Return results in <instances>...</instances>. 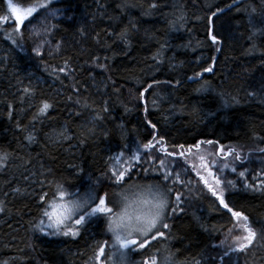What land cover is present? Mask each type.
Segmentation results:
<instances>
[{
  "label": "trees",
  "instance_id": "1",
  "mask_svg": "<svg viewBox=\"0 0 264 264\" xmlns=\"http://www.w3.org/2000/svg\"><path fill=\"white\" fill-rule=\"evenodd\" d=\"M235 1L11 0L36 6L35 14L42 3L66 8L51 36L59 47L34 54L23 25L13 22L9 0H0V16L9 17L0 21V153L10 154L0 167V264H111L95 259L111 235L107 214H88L76 236L42 228L59 195L57 183L72 200L90 197L89 209L98 192L115 208L121 191L136 199L133 185L172 189L165 236L150 237L143 249L130 247L126 264H151L153 257L163 264L169 254L170 264H264V0L228 7ZM218 8L226 10L213 17ZM180 15L184 26H173ZM211 64L213 72L204 73ZM196 73L202 78L189 82ZM44 101L52 107L41 114ZM161 135L177 155L155 153L166 164L156 170L159 161L143 144ZM205 146L217 155L202 162ZM221 147L239 152L241 160L218 154ZM136 153H148L147 162L131 160ZM129 163L140 166L116 187L108 177ZM204 167L215 180L236 184L226 190V202L247 221L231 217L211 195L198 172ZM173 170L179 179L164 181L162 173ZM177 193L183 210L173 213ZM245 224L256 236L241 251ZM69 225L61 226L67 231ZM230 230L231 248L221 243ZM105 248L111 254L114 246Z\"/></svg>",
  "mask_w": 264,
  "mask_h": 264
},
{
  "label": "snow or ice",
  "instance_id": "2",
  "mask_svg": "<svg viewBox=\"0 0 264 264\" xmlns=\"http://www.w3.org/2000/svg\"><path fill=\"white\" fill-rule=\"evenodd\" d=\"M40 7L45 8L47 7V5L41 4ZM152 7H155V5H153ZM228 7H231V5H229ZM9 8L11 11V15L14 17L13 22L14 23L18 22L21 25L25 23L28 17H31L33 13L36 12L35 8H28L26 12H23L17 6L12 4L11 0H9ZM223 11H224L223 9L218 8L216 12L212 13V16L216 17L217 13H222ZM8 19H9L8 16H0V21L6 22ZM183 20H184V16L180 15L179 17H177L175 21H173V26L179 25L180 27H183L184 26ZM47 31L48 29L45 28L44 32L46 33ZM35 35L39 36L40 32L37 31ZM123 35L124 33H121V36ZM211 40L213 43H217V37L215 35H211ZM13 42L15 43L16 41L14 40ZM45 43H47L46 39L41 40L40 43L37 44L35 51L39 53L40 47ZM100 67H103V65H100ZM60 71H64V69L61 68ZM204 71L211 72L212 68L211 67L206 68L204 69ZM195 76L199 77L200 73H196ZM151 87L152 85H149V88ZM204 88H205V84H202L201 88L197 89V91L203 90ZM24 91L28 92L29 90L25 89ZM50 107H52V105H50L47 101H44L42 107L39 108V112L43 114ZM151 127L152 129H156L157 125L151 124ZM27 139L29 141H32L34 137L29 135ZM207 143L213 146H215L216 144V142L212 140H208ZM178 147L183 149L184 145H179ZM195 147L199 148L200 144L195 145ZM143 148L153 150V155L151 156V159L159 161V165L156 170H159L160 167H166V164H165V160L160 158L158 155H155V153L163 152L168 157L177 155L175 151H171V152L168 151V148L165 143V137L163 135L159 136V138L153 136L152 140H149L147 143L143 144ZM218 154H223L224 157H227L229 155H234L236 161L241 160L240 153L235 152V150L231 148H229L228 151L225 152L223 147H221L218 150ZM9 155H10L9 153H0V167H2L3 164L8 160ZM148 155H149L148 153H145L143 155L136 153L131 157V160L147 162L144 160V157ZM178 155L183 157L185 153L184 151H180ZM200 160L203 162L204 156H200ZM212 163H216V161L213 160ZM138 166L140 165L138 164L133 165L129 163V167L121 171H114L113 176L108 178L115 180L116 187H122L121 182L126 183V174H127V178L130 179L131 178L130 172L134 170L135 167ZM224 167H228V165L225 164ZM231 170L232 172H236L237 169L236 167H232ZM174 176L176 179H179V175L176 174L174 170L172 173L169 174L162 173V178L164 181L172 179ZM239 176L244 177L245 172L240 171ZM201 180H203L204 184L208 188V191L211 192V195L219 201V205L223 206V209H226L229 213H231V217L237 219L242 218L244 221L248 220V217L244 215L243 212L234 211L233 208L229 206V202H226V190L236 187V184H234L233 181L217 178L215 181L216 187H213L212 184H210L206 179H204L203 176H201ZM222 182L224 184L223 188L220 187ZM243 186L250 190L253 189L252 184H244ZM131 187L139 189V195H137L135 200H129V197L126 194V192L121 191L120 195L122 199L126 201V203L124 204V208L120 213L114 212V207L109 206L111 200L107 196V194L105 195L97 194L95 195V200L98 199L99 202L96 203L95 206H91L90 209L88 207L90 197H86L83 199L77 198L68 203L57 204L53 202L52 203L53 211L52 212L46 211L44 214L54 220V225L57 228H59L61 224H64L65 220H68L69 217H73V215L76 213H80L79 218L74 220V225L76 226L83 225L85 221V216L90 213L107 214L108 215L107 231L111 233L112 243L115 247L112 249L111 254H109L106 251L105 246L100 245L98 247V254L95 257V259L99 261L100 257H105L106 260L111 261V264H126V260L128 256V252L126 250L129 249L130 245L139 244V247L143 249L150 244V240H149L150 237H151V241H155L157 237H164L165 232L161 231V229H169L170 227V225L166 223L165 220L167 218V209L170 207L169 200L172 189L169 188L167 185L161 186V184L133 185ZM259 188L264 190V179L261 180V183L259 184ZM56 190L59 193L60 197H64L66 195L62 184L57 183ZM148 193L151 194L152 200H148L146 198L148 196L147 195ZM182 198L183 197L180 193L176 194L174 205L171 206L173 213H175L177 210H181V211L183 210L182 208H180V203L182 201ZM133 205H135V207H133ZM148 205H151V207H149L148 211L145 212L143 208ZM58 208L63 209L62 215L57 214L56 209ZM2 210L3 208L0 207V211ZM36 227L39 228L40 226L36 225ZM244 227L248 232V235L246 237L247 244L245 243L238 244V248L241 251L245 250L248 246H250L253 243L254 237L256 236V232H254L251 227H249L247 224H245ZM41 231H43V229H41ZM153 233H155V235H153ZM63 234L64 235L71 234L73 236H76L79 234V227L68 228L67 231L63 232ZM230 235H231V230L225 236V240L221 242L222 244L228 245L229 248H231V244L228 243ZM233 239L239 241L241 238L234 237ZM104 244H107V241H105ZM170 261H171V254L165 255L163 257V264H170ZM151 264H156L155 257L151 259Z\"/></svg>",
  "mask_w": 264,
  "mask_h": 264
},
{
  "label": "rangeland",
  "instance_id": "3",
  "mask_svg": "<svg viewBox=\"0 0 264 264\" xmlns=\"http://www.w3.org/2000/svg\"><path fill=\"white\" fill-rule=\"evenodd\" d=\"M44 4V3H42ZM41 5V4H40ZM19 9H21L23 12H26L28 8H36V6L33 7H18ZM66 8L65 7H60V6H53V7H49V8H44L43 10L37 12V14L33 13V15L31 17H28L25 21L23 25L24 30L26 32V38L30 44L31 50L34 54H41L43 51L45 50H49L53 47H56L58 44L57 43H53L51 41V36H52V31L54 29V22L56 20H60V19H64L66 17V13H65ZM14 20V19H13ZM30 21V22H29ZM18 23V22H17ZM19 24V23H18ZM48 29V31L45 33L44 29ZM39 31L40 35L37 36L35 35V33ZM47 40V43L43 44L40 47V51L39 53H37L35 51L37 44L40 43L41 40ZM40 82V79H38ZM203 152L200 156H207V158H211L214 155H217L215 152V149L213 147L210 146H205L204 148H202ZM196 156H199L198 153H196ZM195 159V157L192 158V160ZM197 159H195L194 161H196ZM198 172L201 174L200 176H203L204 179H206L210 184H212L213 187H216L215 184V177L212 176L211 171L207 168H202L200 170H198ZM44 181V180H43ZM83 194V193H82ZM89 194V192H85V195L87 196ZM98 195H100V192L97 193ZM96 194V195H97ZM148 196H151L150 193L147 194ZM68 200H72L69 193L67 192V194L64 197H60V195H58L56 197V202L57 204H61V203H68L70 201ZM98 200V199H97ZM99 201L95 202L93 204V206H95L96 203H98ZM107 202V201H106ZM133 207H135V205H133ZM47 212H52V204H50L47 207ZM57 214H63V209L58 208L56 209ZM96 214V213H95ZM80 213H76L73 215V218L71 220V222H69L68 220L64 221V224L61 225H65L70 223L69 228H76L77 226L74 225V220L79 218ZM87 216V215H86ZM85 216V217H86ZM59 226V228L55 227L54 225V220L52 218H49L48 216H44L43 218V222H42V228L49 232V234H62L64 231H66L62 226ZM246 239V237H243ZM105 239L107 241L108 244H111L112 246V235L105 234ZM105 240L103 241V246H106L108 244H104ZM135 245H130V247L134 248ZM115 247V246H114ZM129 249H127L126 251L128 252Z\"/></svg>",
  "mask_w": 264,
  "mask_h": 264
},
{
  "label": "clouds",
  "instance_id": "4",
  "mask_svg": "<svg viewBox=\"0 0 264 264\" xmlns=\"http://www.w3.org/2000/svg\"><path fill=\"white\" fill-rule=\"evenodd\" d=\"M63 189H64V188H63ZM64 191H65V193L67 194V190L64 189ZM146 198H147L148 200H152V197H151V196H147ZM125 203H126V201H124V200L122 199L121 195H120V196L117 198V200H116V204H115L114 212H116V213H120V212L123 210V208H124V204H125ZM149 207H151V205H148V206L144 207L143 210H144L145 212H147ZM72 218H73V217H69L68 221L71 222Z\"/></svg>",
  "mask_w": 264,
  "mask_h": 264
},
{
  "label": "water",
  "instance_id": "5",
  "mask_svg": "<svg viewBox=\"0 0 264 264\" xmlns=\"http://www.w3.org/2000/svg\"><path fill=\"white\" fill-rule=\"evenodd\" d=\"M238 2H239V0L238 1H236V2H234V3H232L231 4V7H233V5H235V4H238ZM223 10H226V8H223ZM212 35V34H211ZM211 68H212V71L211 72H213V64H211ZM204 73H209V72H206V71H203ZM202 75L203 74H200V76L199 77H196L195 75H193V76H189V78L187 79L189 82H192V81H196V80H198V79H201L202 78Z\"/></svg>",
  "mask_w": 264,
  "mask_h": 264
},
{
  "label": "bare ground",
  "instance_id": "6",
  "mask_svg": "<svg viewBox=\"0 0 264 264\" xmlns=\"http://www.w3.org/2000/svg\"><path fill=\"white\" fill-rule=\"evenodd\" d=\"M236 2V1H235ZM234 3V2H233Z\"/></svg>",
  "mask_w": 264,
  "mask_h": 264
}]
</instances>
